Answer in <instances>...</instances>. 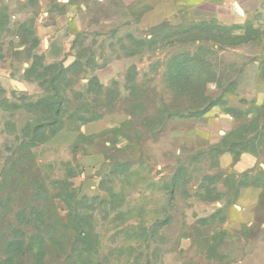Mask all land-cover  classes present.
Listing matches in <instances>:
<instances>
[{"label":"rangeland","instance_id":"rangeland-1","mask_svg":"<svg viewBox=\"0 0 264 264\" xmlns=\"http://www.w3.org/2000/svg\"><path fill=\"white\" fill-rule=\"evenodd\" d=\"M121 10L0 0V264H264V26Z\"/></svg>","mask_w":264,"mask_h":264},{"label":"crops","instance_id":"crops-1","mask_svg":"<svg viewBox=\"0 0 264 264\" xmlns=\"http://www.w3.org/2000/svg\"><path fill=\"white\" fill-rule=\"evenodd\" d=\"M150 4L144 8L138 0H118L122 5L119 11L123 16L122 20L117 21V35L121 28H127V31H137V34H127L126 37L117 36V39L128 41H139L142 17H146L144 24L146 27L156 26L164 21L175 19L177 16H188L195 18L196 22L205 23V21L214 22L228 31H235L242 26H264V0H149ZM120 7V6H119ZM193 21V20H192ZM126 55L134 57L135 53ZM134 69L139 70L138 66ZM97 122V121H96ZM97 124L90 123L86 127L87 133H94L99 128ZM88 127V128H87ZM79 131H60L54 136L56 144H71L78 136ZM128 144L126 137H121L116 141L118 147L125 148ZM106 145H110L109 141ZM110 161V160H109ZM108 162L105 159L103 151L92 152L82 156V164L87 170L96 169L101 164ZM92 173V172H91ZM170 183L172 180L170 179ZM172 185V184H170Z\"/></svg>","mask_w":264,"mask_h":264},{"label":"trees","instance_id":"trees-1","mask_svg":"<svg viewBox=\"0 0 264 264\" xmlns=\"http://www.w3.org/2000/svg\"><path fill=\"white\" fill-rule=\"evenodd\" d=\"M163 24L165 25L166 23L165 22H163ZM162 25V24H161Z\"/></svg>","mask_w":264,"mask_h":264}]
</instances>
